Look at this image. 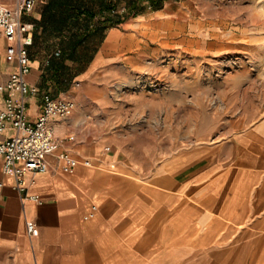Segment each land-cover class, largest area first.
Segmentation results:
<instances>
[{
    "label": "crops",
    "instance_id": "0c3cea01",
    "mask_svg": "<svg viewBox=\"0 0 264 264\" xmlns=\"http://www.w3.org/2000/svg\"><path fill=\"white\" fill-rule=\"evenodd\" d=\"M45 1L23 16L34 24L27 80L74 107L50 118L57 148L46 171L23 176L25 189L14 186L0 158V264H264V115L208 108L210 122L227 123L204 130L194 123V97L171 100L172 113L164 97L145 102V91H128L133 74L165 80L166 72L111 68L125 38L117 24L99 34L66 87L60 70L68 60L54 62L53 55L69 51L62 45L69 33L44 36L36 20ZM6 44L0 36V99L14 67ZM26 112L36 118L37 98L28 99ZM171 119L176 134L167 142ZM154 120L150 131L145 121ZM150 132L156 158L149 155ZM11 133L0 132V141ZM60 153L76 164L69 168Z\"/></svg>",
    "mask_w": 264,
    "mask_h": 264
},
{
    "label": "rangeland",
    "instance_id": "374dc122",
    "mask_svg": "<svg viewBox=\"0 0 264 264\" xmlns=\"http://www.w3.org/2000/svg\"><path fill=\"white\" fill-rule=\"evenodd\" d=\"M85 1L95 15L81 16L79 23L65 32L81 39L88 36L79 44L76 54L91 58L103 32H96L101 22L97 2ZM133 2L137 6L143 0ZM123 6L124 0H119L115 10L123 13ZM117 27L125 38L118 64L111 68L166 72L165 80L142 72L133 74L134 82L128 91H145V102L164 97L167 112L172 113L171 100L179 96L194 97L199 103L196 114L199 120L194 123L204 130H221L227 123L210 122L208 108L222 112L226 105L235 111L240 107L248 116L264 115V0H164L161 8L129 14ZM50 35L46 32L44 36ZM129 36L133 38L131 45ZM69 40L66 37L62 41L66 49ZM60 59L59 54L53 55L54 62ZM67 60L60 70V81L69 87L84 62ZM147 125L152 131L158 121H145ZM173 125L172 119L166 121L167 142L176 134ZM149 134V155L156 158L157 137L152 132Z\"/></svg>",
    "mask_w": 264,
    "mask_h": 264
},
{
    "label": "built area",
    "instance_id": "2783aa9c",
    "mask_svg": "<svg viewBox=\"0 0 264 264\" xmlns=\"http://www.w3.org/2000/svg\"><path fill=\"white\" fill-rule=\"evenodd\" d=\"M42 0H0V36L7 41L5 58L14 63L5 83L1 86L0 132L10 129L11 135L0 141L2 171L14 178V186L25 189L23 176L48 169V157L57 148V140L49 126L50 118L66 117L74 107V102L65 97L52 96L36 84L27 80L30 72L29 46L33 40L34 24L23 16L29 14L35 4ZM38 100V114L34 120L27 116L28 99ZM69 168L76 160L66 153L58 154ZM27 231L36 234L31 221L26 222Z\"/></svg>",
    "mask_w": 264,
    "mask_h": 264
},
{
    "label": "trees",
    "instance_id": "16d2710c",
    "mask_svg": "<svg viewBox=\"0 0 264 264\" xmlns=\"http://www.w3.org/2000/svg\"><path fill=\"white\" fill-rule=\"evenodd\" d=\"M93 1L97 2V13L99 16L101 15V22H98V26L96 27V32L98 33L103 32L104 29L109 26L122 22L129 14H136L142 10H146L147 8H161L164 2V0H143L141 4L136 6L133 2L134 0H124V12L120 13L115 10L119 0ZM87 5L88 3L85 0H46L41 7L40 18L36 20V23L41 26L43 31L51 34L72 30L73 25L79 23L81 16L95 15V13L92 12ZM69 39V51H62L60 49L58 54L62 58H68L80 62L88 61L89 57L83 58L82 56L76 54L77 46H79L84 39H81L74 34H69Z\"/></svg>",
    "mask_w": 264,
    "mask_h": 264
}]
</instances>
